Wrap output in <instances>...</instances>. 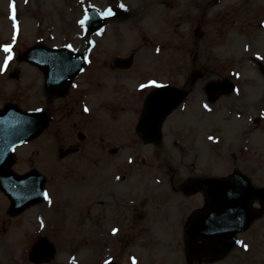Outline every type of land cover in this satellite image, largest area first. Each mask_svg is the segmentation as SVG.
Segmentation results:
<instances>
[{
	"label": "rangeland",
	"instance_id": "obj_1",
	"mask_svg": "<svg viewBox=\"0 0 264 264\" xmlns=\"http://www.w3.org/2000/svg\"><path fill=\"white\" fill-rule=\"evenodd\" d=\"M14 2L20 19V34L13 38L11 35V40L7 38L10 30L4 16L8 0H0V43L13 41L11 53L14 57L31 45L40 43L46 33H56L59 38L52 45L67 44L70 49L88 53L98 64L92 73L80 77L77 84L81 87L90 83L93 85L88 104L93 110V118L94 115L98 118L89 123L91 128L87 140L85 144H80L75 139L72 125L85 119L77 114L76 94L49 99L48 104L41 89V72L21 62L19 57L0 72V110L12 104L22 111H48L53 117L37 139L14 150L12 171L25 174L35 170L44 175L48 200L11 217L7 212L9 201L0 192V264H31L29 260L25 262V248L32 245L37 235L49 239L57 250L55 257L46 264H78L74 254L78 255L79 264H105L106 248L116 253L115 250L123 246L113 237L108 242V231L112 233L115 223L126 233H131V227L135 225L136 234L140 237L136 245H130L131 249L122 252L135 256L141 264H158L160 260L167 264H185L184 258H180L183 256L182 221L177 224L180 215L188 212L181 211L184 200L177 194L171 195L166 187L157 189L151 180L161 177L163 183L164 179H168V173L182 182L187 174L227 176L240 171L255 186L264 187V78L243 52L246 40L255 36L257 40H254L249 55L255 52L254 57L264 58V27H261L264 24V0ZM121 4L126 10L119 7ZM88 6H94L99 11L111 8L115 13L98 35L84 34L81 25L76 26V19L81 18ZM138 11L143 13L139 15ZM159 39H163L164 43H158ZM158 44L165 47L160 53H154V46ZM131 53H134V62L129 70H112L115 58H126ZM6 56L7 53L0 51V67ZM179 62H182L181 66ZM193 72L199 73L202 78L191 88L186 103L187 112L184 116L175 112L166 121L157 149L150 145L123 146L122 140L119 142L117 138L124 135L125 129L121 127L131 124L132 113L125 106L117 112H107V107L116 109L115 106L127 104L123 99H131L140 84L173 81L176 86H182L184 79ZM95 79L97 84L105 81L106 88L94 90ZM209 79H228L235 83L238 90L231 97L222 96L213 106L206 107L203 119L195 123L192 114L202 113L195 106L202 99L198 86ZM99 97L106 98V114L99 108L105 99L98 101ZM237 103H242V108H235ZM253 117L260 118V121L252 127ZM178 123H187L190 126L186 128L188 132L176 134L174 129L169 128ZM193 131L197 133L190 134ZM101 133L105 135L99 137ZM106 135L112 136V141H107ZM177 140L182 151L175 144ZM72 146L80 147L82 152L63 160L57 159L60 148L64 150ZM109 148H116L119 152L110 156ZM131 150L133 157L146 163L141 172L135 173H141L140 180L148 181L153 189L149 199L155 197L153 204L140 210L147 219L112 207L114 203L111 198L108 200L107 195L103 205H97L94 199L100 195L98 190L106 189L103 185L108 179H115L120 173L128 177L132 174L131 167L121 165L130 156ZM86 161L88 165L82 167L81 164ZM80 173L94 179L89 190L92 193L88 195L91 202L87 212H82L71 202L75 192L88 188L80 184V178L76 177ZM115 191L114 188L110 190L111 197ZM61 195H64V203L70 210H64L55 203ZM193 199H187L188 205L197 203ZM160 209L163 212H159ZM96 217L100 218L99 222L95 221ZM146 221L150 223L143 228ZM73 225L79 227V233H73ZM139 227H142L141 232ZM240 242L238 249L212 264H264V215L240 236ZM243 245L247 246V250ZM190 264L208 263L201 259Z\"/></svg>",
	"mask_w": 264,
	"mask_h": 264
},
{
	"label": "flooded vegetation",
	"instance_id": "obj_2",
	"mask_svg": "<svg viewBox=\"0 0 264 264\" xmlns=\"http://www.w3.org/2000/svg\"><path fill=\"white\" fill-rule=\"evenodd\" d=\"M249 2H253V0H249ZM230 12V10H229ZM143 13V11H138V14L141 15ZM165 15V14H164ZM111 17H108V19H110ZM106 21V18H105ZM77 26V25H76ZM44 41L40 44H50L51 46L53 43H55V39L59 38L58 34L56 33H46L45 36L43 37ZM254 40H257V38H255L254 36L249 37L246 41H247V47H251L252 43H254ZM184 46V44H183ZM186 49H189V46H185ZM257 67H261L260 64H256ZM93 85L90 83L87 87V89H85V87H70L68 88V90L61 96L62 98L65 97L66 95L70 94V93H74L76 94V96H85V95H89L91 92V87ZM193 87V85L190 83L189 80H185V82L183 83V87L186 90V96L185 99L183 100V102L178 106V108L176 110H180L181 108L182 111L180 112L182 114V116H184L186 114V103L188 102V98L191 95V88ZM205 88H206V83L204 84H200L198 86V91L200 92L199 96L202 97L201 100H199L198 106L201 110L200 111H204V109L206 108L207 103L209 104V99L208 96L205 94ZM151 90H149L150 93ZM195 91V90H194ZM149 93H146L145 91L141 90L139 92V94H135L134 96H132L131 99H123L125 101L124 106L126 108L129 109V111L135 115V124L131 125L130 127L125 126L124 129L127 131V133H125L127 136H123V137H118L117 139L119 140V142L122 140L124 142L123 146L126 147H137L138 145L140 146H145V145H150L152 148L157 149V147L159 146L160 142L158 143H146L144 140H142L141 138H139L138 134H137V129H138V121L140 120V118L142 117L145 108H146V100H147V96ZM134 94V93H133ZM229 97V96H228ZM61 98V99H62ZM77 102H76V106L79 104L78 102V97L76 98ZM219 101V100H217ZM216 101V102H217ZM215 102V103H216ZM151 104V103H150ZM153 107H154V111H152L153 116L154 117H160L164 111L167 110V107L170 106L169 102L166 101V98L163 96H158L156 97L153 101H152ZM210 105V104H209ZM237 109L242 108V104L241 103H237L236 107ZM77 114L85 119L84 122H80L77 121L74 125L73 128L76 129V138H79V134H80V130H89L91 128V126L89 125V123H91V119L87 118V113L84 111V109L81 107L80 109L77 107ZM175 110L173 112H171L166 119L163 121L162 123V127L161 130H163L164 128V123L174 114ZM237 113L239 114V112L237 111ZM196 114L195 112L192 114L195 117V123L196 121L202 120L204 117V114L200 113ZM181 116V115H180ZM86 117V118H85ZM169 128L174 129L175 132H179L180 134L183 133V131L186 128V126H184V123H178L177 125H172ZM188 132V131H187ZM197 133V131H193L190 134L195 135ZM162 138V136H161ZM113 137L110 136L107 138V141L110 140L112 141ZM161 141V140H160ZM111 148L108 149V154H110L109 152ZM113 153H118V150H114ZM112 155V154H110ZM114 155V154H113ZM192 159H194V157H192ZM133 161H136L135 165L136 166H142L141 161H138L137 158H133ZM168 179L165 180L162 183L161 179V190L162 188H165L169 191V193L171 195L177 194L179 195L178 198H181L184 200V203H182L181 206V211H186L188 210V212L186 213V215H181L178 219L177 224L179 225L180 222L182 221V223L180 224V227L182 228V241L186 242V237L184 235V231L185 230H190L191 226L193 223L196 224L197 221L193 220V217L195 214L197 213H203L208 209V201L205 195V191H204V187L200 184V181L203 180L204 178H206V176L203 175H194V174H187L186 179L182 182H179L177 180H175V175L168 173ZM84 177V176H82ZM90 180H87L86 182L88 183ZM152 182L155 181V179L151 180ZM149 181V182H151ZM199 181V182H197ZM85 180L81 179L80 180V184L85 185L84 184ZM85 182V183H86ZM79 184V185H80ZM157 185V184H156ZM154 184V187L156 186ZM81 186V185H80ZM142 186V181L140 180V175L136 174V175H132L129 176V179L126 178V176H123V178L121 177L118 181H112L108 179L106 182V190L103 191L102 194V199H98L97 201V205H103L104 202L106 203V195L108 197V200L111 198L112 202L114 203V208L118 209V210H125V211H129L130 214L132 213H137L138 210H141L143 207L146 208V206L153 204L155 197L152 199V197L149 199L151 192L150 185H145V188H141ZM169 187V188H168ZM113 188H117L118 191H115V193L113 194V197L110 196V190H112ZM158 185H157V189H158ZM156 189V190H157ZM139 190V191H138ZM155 190V191H156ZM137 191V192H136ZM154 191V192H155ZM136 192V193H135ZM89 190H83L81 192H75V194L73 195V197L71 198V200L74 202V204L76 205L77 208L81 209L82 212H87L89 211V204H90V199H89ZM150 194V195H149ZM159 198V197H158ZM191 198H195L193 199V202L197 203L195 205H191L187 203V199H191ZM189 202V201H188ZM162 204L164 202H161ZM190 203V202H189ZM160 204V203H159ZM260 205L259 202H250V209L251 210H255L256 207H258ZM185 206V207H183ZM187 206V207H186ZM162 206H159V208H161ZM178 208H180V206H177ZM159 212H163V210H159ZM112 216H110L109 221H111ZM105 223H106V217H105ZM96 221H99V218L96 219ZM115 223V222H112ZM137 224V223H136ZM131 229L135 232H129L126 233V231H123L121 228H118V231L116 233V235H113V238L117 239L118 243H123V245L127 244L126 246H130V245H136V240L139 239L140 235L136 234V230H135V225L131 227ZM139 232H141V228H138ZM111 241V236H109L108 238V242ZM206 240H197L195 242V246H200L202 247L203 245H205ZM132 248V247H131ZM129 248V249H131ZM109 247L106 248V252H109ZM199 255L197 256V258L195 260H201L204 259V262L207 263L209 262V255L205 252H199ZM120 256V259H122L123 254L121 253L120 250V254L118 255ZM120 259L116 260L115 263L113 264H120ZM125 259V258H124ZM128 261H124L122 262V264H128Z\"/></svg>",
	"mask_w": 264,
	"mask_h": 264
},
{
	"label": "water",
	"instance_id": "obj_3",
	"mask_svg": "<svg viewBox=\"0 0 264 264\" xmlns=\"http://www.w3.org/2000/svg\"><path fill=\"white\" fill-rule=\"evenodd\" d=\"M100 28V25L97 24V27L95 30H98ZM44 53L48 52H38L33 57L30 59L33 64L41 66L42 61L46 59L45 57H42ZM82 60L81 58L79 61ZM54 61V60H53ZM53 61H48L46 63V71L48 72V81H47V88L50 89L51 92H54L59 85H57L58 79L60 77H65L67 73L70 72H75L76 74L78 70H80V66L82 65V62L80 61L78 64L69 65V61L67 58H63L62 63L57 60L58 62L53 63ZM118 62V60H116ZM126 65L124 68L128 67V64L130 63V59L125 62ZM73 75L70 77L72 78ZM63 83H67V81H64ZM232 85L230 83H223L220 85H215V84H210L207 88L210 89L211 91L209 92L210 94H213L216 89H223V92H230ZM162 94L160 96H163L166 98V101L171 100V96L173 94H181L182 96L176 99V104L179 102V100L184 97V95L177 89L174 88H163L162 91H157L153 93V95L157 93ZM153 96L150 97V99ZM213 99L215 96H212ZM212 99V100H213ZM174 107V106H173ZM171 107V108H173ZM147 114L146 117L143 121V125H148L150 124L149 119H152V115L150 111L154 108H149L147 107ZM170 109V108H169ZM168 109V110H169ZM167 110V111H168ZM163 117L160 119L162 120ZM159 120V121H160ZM158 121V119H156ZM48 123V116L45 114H32V113H22L19 112L16 108L10 106L5 108L2 112H0V190H2L12 201V207L10 213L12 215H15L19 212H21L23 209L26 207L30 206L33 203L39 202L42 200V193L41 189L43 186V177L42 176H36L33 174H28L27 176L24 177H17L13 173L7 171V166L11 163L12 161V156H11V151L14 147L17 145H20L24 142H27L31 139L36 138L42 130L46 127ZM155 123V122H154ZM159 123V122H157ZM156 123V125H157ZM143 134V129L141 131ZM154 139H147L149 141H157L159 136H154ZM70 153V151H66L65 154ZM241 176H236L232 178L231 180L227 182H219L222 184L221 191L219 190L218 185H213L211 186L209 190V196L211 198L210 203V214H215L216 213V208L218 207L217 201L219 200L220 195H222V198L224 199V204L221 207L222 208V215H223V223L222 227H224V230H226V225L225 221L231 217V210L237 209V205L231 201L237 200V189L236 186H234V183L236 179H241ZM251 196L253 198L256 197H261L264 199V190L263 189H254L251 190ZM230 199V201H229ZM232 213H234L232 211ZM216 216V215H214ZM256 218V215L254 216L253 214L251 215L250 222ZM249 223H246V226L240 231H244L248 228ZM204 234L207 235L206 237L208 238H213L216 236L210 229L209 226L203 227L200 229ZM194 237H191V241H193ZM210 243H207L205 245V250H211L215 248V243H212L215 240H210ZM216 242V241H215ZM41 247L40 250H34V253H32V257L34 258L33 254L36 256L34 260L37 262H42V261H47L53 253V248L46 242V241H40ZM215 246H214V245ZM232 245H227L226 250L231 248ZM193 249L192 246L188 249L189 251ZM225 250V251H226ZM222 255H219L217 258H220Z\"/></svg>",
	"mask_w": 264,
	"mask_h": 264
},
{
	"label": "snow or ice",
	"instance_id": "obj_4",
	"mask_svg": "<svg viewBox=\"0 0 264 264\" xmlns=\"http://www.w3.org/2000/svg\"><path fill=\"white\" fill-rule=\"evenodd\" d=\"M11 7L13 8V12H14V5H11ZM119 7L121 9H123V10H126V8H125V6L123 4L119 5ZM100 15H101V18H107V17H111L112 15H114V13H113L112 9L109 8L106 11H104L103 13H101ZM13 20H15L14 15H13ZM88 21H89V17L87 16V14H85L84 18L82 20H80L79 23H80V25L82 27H84L86 22H88ZM13 27H15V23L13 24ZM261 27H264V24H262ZM69 47H71V46H69ZM3 51L5 53H7V56H6L5 60H4L3 66L0 67V72L4 71L7 68L8 64H9V61L12 60V58H13L10 46L4 47ZM257 59H260V57H257ZM148 87L162 88V87H165V86L157 84L154 81H151V82H149V84H141L140 85V90H143V89L148 88ZM84 111L87 112L88 109L85 108ZM210 139H211V137H210ZM44 198L46 200H48V194L47 193H44ZM117 231H118V229H113L112 234L116 235ZM243 247L245 248V250H247V246L246 245H243ZM105 264H110V262L106 261ZM133 264H135V261L133 262Z\"/></svg>",
	"mask_w": 264,
	"mask_h": 264
}]
</instances>
